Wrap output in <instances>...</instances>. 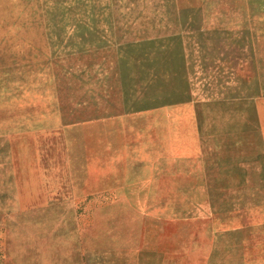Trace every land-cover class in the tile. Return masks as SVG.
Returning <instances> with one entry per match:
<instances>
[{
	"label": "rangeland",
	"instance_id": "obj_1",
	"mask_svg": "<svg viewBox=\"0 0 264 264\" xmlns=\"http://www.w3.org/2000/svg\"><path fill=\"white\" fill-rule=\"evenodd\" d=\"M104 144L205 163L206 199L143 200L144 223L184 206L208 264L235 241L264 264V0H0V264L93 254L86 200L62 196Z\"/></svg>",
	"mask_w": 264,
	"mask_h": 264
},
{
	"label": "crops",
	"instance_id": "obj_2",
	"mask_svg": "<svg viewBox=\"0 0 264 264\" xmlns=\"http://www.w3.org/2000/svg\"><path fill=\"white\" fill-rule=\"evenodd\" d=\"M101 148L103 153L99 158H86L74 164L72 161L70 184L75 189L72 187L62 196L67 200L85 199L83 209L93 216L86 239L93 254L82 256L79 261L80 250L75 243L74 250L68 252L71 263L85 259L86 264H185V259L198 255L203 264H208L206 251L198 249L206 247L207 241L191 239L190 225L182 218L185 217L184 206L177 207L179 215L174 219L156 215L149 223L143 221L145 210L152 207L151 203L144 206L143 200L206 199L205 163L195 174L188 162L191 155L176 146L167 154L129 161L127 155L122 154V146L104 144ZM197 159L203 160V156ZM192 187L198 189V194L192 196L189 189ZM81 209V205L80 210L75 206H60V212L65 215L84 214ZM171 219L173 222L168 221ZM239 245L240 242L235 241L230 246V256L217 254V250L214 255L220 257L221 263L239 264V256L235 255ZM70 246L73 248L72 244ZM59 255L62 261L61 253Z\"/></svg>",
	"mask_w": 264,
	"mask_h": 264
}]
</instances>
